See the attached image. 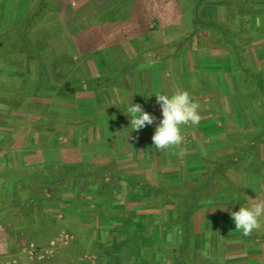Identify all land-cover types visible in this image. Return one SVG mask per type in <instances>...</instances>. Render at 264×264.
Listing matches in <instances>:
<instances>
[{"label": "rangeland", "instance_id": "obj_1", "mask_svg": "<svg viewBox=\"0 0 264 264\" xmlns=\"http://www.w3.org/2000/svg\"><path fill=\"white\" fill-rule=\"evenodd\" d=\"M53 1L59 10L61 0ZM169 6L185 12L180 23L154 21L149 40L86 53L67 51L59 12L46 10L29 33L37 55L23 51L0 63V264H179L178 258L186 264H264V218L245 236L222 209L236 211L264 199V94L253 78L242 81L228 45H211L210 38L197 49L194 36L178 44L192 30L193 8L187 1L185 8L174 0ZM199 14L249 35L241 61L264 71V30L255 29L264 22V0H205ZM96 17L75 29L96 23ZM151 41L161 46L153 48ZM147 70L151 81L166 78L150 90H187L199 104L201 120L181 126L178 146H153L161 108L146 89ZM98 76L116 78L118 88L62 89L67 80ZM132 99L158 118L153 125L131 132L123 101ZM256 132L260 136L253 140ZM24 151L39 153L22 159ZM80 162L113 166L95 182L77 179L73 189L70 183L56 185L54 165ZM127 174L139 176L137 191L130 190ZM142 178L179 193L184 180L189 184L184 196L143 199ZM197 188L198 195L188 197ZM187 206H194L189 227L181 228L188 234L181 242L173 233L163 238L159 223L181 216ZM169 211L174 215L168 217ZM123 224L122 235L106 234ZM111 236L120 244L114 243L109 259L104 242ZM137 236L141 240L135 242ZM183 242V252L175 251Z\"/></svg>", "mask_w": 264, "mask_h": 264}, {"label": "trees", "instance_id": "obj_2", "mask_svg": "<svg viewBox=\"0 0 264 264\" xmlns=\"http://www.w3.org/2000/svg\"><path fill=\"white\" fill-rule=\"evenodd\" d=\"M187 2H190L192 4V23L193 27L189 35H187L184 40H181L177 42L178 44H182L185 42H188L192 40L193 36L195 39V47L197 49H204L205 46H208L209 39L213 38V42H211V45H228L229 50L231 53V57L233 59L234 67L241 71L243 80L245 81L248 78H253L255 80V84L257 86V89L260 91V93L264 94V71L259 69H253L252 67H248L246 64H244L241 61V52L249 46L251 37L245 33H241L238 31V29L234 26H232L228 21L226 20H218V21H208L204 20L199 12L201 11V8L203 6V3L205 0H185ZM125 0H119L117 5L109 12H105L102 15H100L98 18V21L103 20H111L114 19L113 15L124 8ZM47 7L48 9H45ZM48 11H57L56 6L51 2V0H31L27 4L26 13L19 25L15 26L14 28H11L9 30L0 29V63H3L5 61H8L12 57H14L19 52H26L29 51L31 53H35L34 48L31 44V39L29 37V33L31 32L32 26H36L39 20L43 19L44 12ZM30 12L27 18V21L25 22L26 14ZM236 17V16H233ZM232 17V18H233ZM255 29L258 30H264V22H259ZM34 55H37L36 53ZM41 66V64H40ZM41 80L43 81L46 77L45 72H42ZM116 78H103V77H91V78H82L78 80H67L63 83L62 89H66L67 91L75 92L77 88H80L82 90H100L102 88H105L107 86H117ZM260 136L259 132H256L255 135H253V140H256ZM233 161V160H232ZM235 161V160H234ZM54 165V164H53ZM55 166L56 170V185L59 183H70L72 184L70 186V189H73L75 186V181L77 179H81L83 182L87 178H89L90 182H95L98 178H103L106 175V171H110L111 167L113 166V163L109 164H102V165H93L92 163H70V164H63L61 165V168ZM36 171H42L41 167L35 168ZM44 170H46L44 168ZM35 171V172H36ZM47 171V170H46ZM34 173V172H33ZM127 181L129 182L131 187H134L135 180L138 179L137 176L134 175H126ZM135 178L133 180L132 178ZM86 179V181H87ZM45 180H47L45 178ZM70 181V182H69ZM142 182L140 183L142 187V196L143 199H148L150 197H153L155 195H161V194H168L172 197L177 196H184L186 190H184L185 187L188 186L189 182L183 183V189L181 190L182 193H179L178 191H173L168 187L158 185V184H151L147 182L146 180L142 179ZM207 179H204V186L207 183ZM194 182V181H193ZM192 182V183H193ZM51 184V183H50ZM55 185V183H52ZM39 187L35 191H39ZM43 189V188H41ZM104 191L100 192V195H104ZM199 193L198 188L194 189L192 193L188 194L191 198L196 197ZM37 195V194H36ZM149 208V206H146ZM194 209V206H187V209H185L184 212H182L179 216L177 215L175 218H172L171 221H162L159 223V229H160V235L163 236V238H167L170 234L173 233L175 237L178 238V241L183 239V236H186L188 234L187 228L185 230L181 229L182 225L189 223L187 219L188 213L192 212ZM157 211V210H156ZM102 214V213H101ZM104 216V214H102ZM174 211H169L167 213V216H173ZM111 217L110 215H108ZM179 216V217H178ZM183 221V223L181 222ZM173 223V224H172ZM173 226V227H172ZM126 224H123L122 228L120 226L118 227H111L106 230V234L110 236V233H117L118 235H122L123 231H125ZM185 227H189L188 224ZM172 230V231H171ZM177 231L178 234L174 233V231ZM181 230V231H180ZM72 233V232H71ZM105 240L104 245L105 249L104 252L107 254V257L109 259H112V249L114 247V243L116 245L120 244V241H117L115 239ZM141 240L140 236H137L135 239L136 241ZM109 241V242H108ZM177 241V242H178ZM181 242V241H180ZM101 246H103L102 241H100ZM150 243V242H149ZM99 244V243H98ZM128 247H132V242L130 243L127 241ZM186 243H181L180 246L176 248L174 246L175 251L176 249L181 250L180 252H183L184 247ZM144 250V248H143ZM144 252V251H143ZM147 252V250H146ZM179 264H186L185 261L182 258H178Z\"/></svg>", "mask_w": 264, "mask_h": 264}, {"label": "crops", "instance_id": "obj_3", "mask_svg": "<svg viewBox=\"0 0 264 264\" xmlns=\"http://www.w3.org/2000/svg\"><path fill=\"white\" fill-rule=\"evenodd\" d=\"M29 1L31 0H0V29H2L3 32L4 30H9L19 25L25 16ZM171 1L172 0H125V11L123 16L119 18L115 17L111 20L97 21L92 25L84 26L81 29H75L85 20L95 18L96 16V18H98L103 13L111 11L117 5L119 0H61L57 13L59 12V16L63 20V25L67 30V51L71 53H86L90 51L105 50L128 42H135L139 38L149 40V38H152L153 36V34H148L151 32L150 29L154 21H157L158 25L162 26L167 23L169 24L170 22L180 23L184 19L185 16H182L185 13L184 11H170L171 6L169 5ZM51 2L53 3L54 1L51 0ZM174 2H177L178 5L185 8V0H174ZM156 45H159V43L151 41V47L154 48ZM160 46H156L155 48ZM10 62L11 61H9L8 64H10ZM4 66H6V64H3V67ZM147 69L149 70V68ZM148 70L146 72L144 83H146V89L149 90V94L151 95L154 93V91H152L154 89L150 90L147 87H151L155 80L151 81L153 76H150V73L148 74ZM164 79L166 78L162 76L160 79H157V83H155L160 87V85L165 82ZM148 83L149 85H147ZM115 88L118 87L115 86ZM104 89L105 88H102L100 90ZM119 89L123 90L122 86H120ZM157 91L160 90L156 89L155 92ZM151 96L155 95L153 94ZM156 106L160 108V105L157 102L155 103V107ZM105 117L113 118V116L106 115ZM108 119L109 118H107L106 121ZM111 122H113L112 125L114 126V121L111 120ZM13 147L18 149L22 148L21 145L18 144ZM26 151L20 154L22 159L26 154H31V152ZM36 153L39 152L33 151L31 156L36 155ZM33 159H35V157H33ZM128 175L136 176L135 174ZM132 179L135 180L134 177ZM138 179L140 180V178ZM135 181H137V179ZM137 185L138 184L131 187L129 184L130 190L132 192L135 190L137 191Z\"/></svg>", "mask_w": 264, "mask_h": 264}, {"label": "clouds", "instance_id": "obj_4", "mask_svg": "<svg viewBox=\"0 0 264 264\" xmlns=\"http://www.w3.org/2000/svg\"><path fill=\"white\" fill-rule=\"evenodd\" d=\"M153 94L161 108V117L159 122L155 123L152 136L153 146L158 150H165L171 146L180 145L183 141L181 126L189 123L198 125L201 120L198 102L183 89H178L170 95L160 91ZM123 102L125 104L123 112L129 117L131 132L140 130L146 125H153L154 121H157L158 118L155 115L146 111L141 104L134 103L133 99ZM222 209L229 212L235 229L247 236L254 229L261 227V219L264 218V199H253L248 204H241L236 211L226 207Z\"/></svg>", "mask_w": 264, "mask_h": 264}]
</instances>
